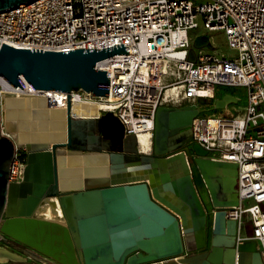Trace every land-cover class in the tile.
I'll return each mask as SVG.
<instances>
[{
	"label": "water",
	"instance_id": "1",
	"mask_svg": "<svg viewBox=\"0 0 264 264\" xmlns=\"http://www.w3.org/2000/svg\"><path fill=\"white\" fill-rule=\"evenodd\" d=\"M27 1L0 0V11ZM127 52L124 42L40 51L2 42L0 76L14 86H24L22 75L34 89L103 96L109 77L96 62ZM189 57L194 59L193 49ZM31 97L44 101L43 94L0 93V240H16L59 264H263L256 241L237 240L236 221L225 217L223 207L238 204L237 164L191 145L215 207L211 222L192 172L185 169L182 147L201 110L196 104L159 105L151 149L143 152L111 111L72 116L69 95L65 139L62 127L50 130L59 136L22 139L7 103ZM236 99L226 93L214 107ZM45 104L54 107L47 99ZM15 146L26 150L25 166L19 181H8ZM66 176L74 181L66 183ZM7 256L10 264H27L21 255L7 251Z\"/></svg>",
	"mask_w": 264,
	"mask_h": 264
},
{
	"label": "built area",
	"instance_id": "2",
	"mask_svg": "<svg viewBox=\"0 0 264 264\" xmlns=\"http://www.w3.org/2000/svg\"><path fill=\"white\" fill-rule=\"evenodd\" d=\"M199 20L206 30L222 29L235 53L207 54L196 47L191 59L192 42L201 34L192 29ZM2 42L39 51L124 42L127 53L96 62L109 77L108 95L34 89L22 75L24 86L15 87L44 93L51 105L58 95L66 106L68 95L71 103L103 100L101 114L111 111L124 134L136 137L141 129L153 133L159 105L196 104L201 110L192 118L185 147L193 155L191 145L198 143L208 157L237 164L238 204L224 206L225 217L236 221L237 240L256 241L264 264V0H31L0 11ZM223 85L245 87L243 109L202 114L198 100L222 97L216 90ZM9 86L14 85L0 76V93ZM20 149L15 146L8 181L22 178ZM41 257L33 264L53 261Z\"/></svg>",
	"mask_w": 264,
	"mask_h": 264
},
{
	"label": "bare ground",
	"instance_id": "3",
	"mask_svg": "<svg viewBox=\"0 0 264 264\" xmlns=\"http://www.w3.org/2000/svg\"><path fill=\"white\" fill-rule=\"evenodd\" d=\"M208 42L209 35L206 33H201L194 39L195 47H202L207 45ZM3 93L20 95L23 94V89L15 86H9ZM42 94L44 95V93ZM43 99L44 101L35 97L10 99L7 103V108L12 124L14 127H17V124L20 123V135L22 139L34 140L37 136L43 135L48 137L59 136L57 132L54 134L50 130L58 131L61 127L64 129L62 131H64L63 133L65 139V100L62 98V96L58 95L55 100L56 104L54 107H47L45 104V99H47V96L44 95ZM106 106L107 102L91 97L86 100L73 101L71 103V112L77 116L95 117L100 116L101 109L105 108ZM136 138L138 141V147L143 152H148L151 149L153 139V133L151 130H139ZM181 154L186 160L185 169L192 172L193 170L187 152L182 150ZM98 168L99 167H93L92 170H97ZM68 171H70V168ZM65 178L66 179L64 181L66 183H72L74 181L73 178H70L71 180L68 179L69 177L67 176Z\"/></svg>",
	"mask_w": 264,
	"mask_h": 264
},
{
	"label": "rangeland",
	"instance_id": "4",
	"mask_svg": "<svg viewBox=\"0 0 264 264\" xmlns=\"http://www.w3.org/2000/svg\"><path fill=\"white\" fill-rule=\"evenodd\" d=\"M193 33H206L209 35V42L207 45L202 46L203 52L207 54H226L231 55L234 54L235 51L228 45L226 35L222 29H215V30H206L199 20V26L198 28L192 29ZM194 41V40H193ZM191 49L195 50L196 47L194 46L192 42ZM190 49V50H191ZM216 93L218 96H222L226 93H231L233 96L239 98L238 101H230L227 103V106L224 108H215L211 104L214 102L213 99L205 100V99H199V103L201 104V108L203 109L201 111L202 114H223L228 111L236 113L237 111H241L246 104V89L243 86H219L216 90ZM210 103V104H207ZM183 148V147H182ZM186 152L188 153V157L190 159V162L192 164V177L196 184V187L198 189V192L200 194V197L207 209L208 213V220L211 222V214L215 207H213L210 203L208 190L198 172V169L196 168V165L193 160L192 153L186 149ZM22 157L26 158V150L24 148L20 149ZM210 224V223H209ZM210 227L207 228V233L209 235ZM243 233H245V230H243ZM12 240V243L6 244L3 240H0V262H10L11 258L7 256V251L13 252L16 255H21L24 258H29L26 254L21 252L20 248L18 246H23L20 242L16 240ZM33 264V263H31Z\"/></svg>",
	"mask_w": 264,
	"mask_h": 264
},
{
	"label": "flooded vegetation",
	"instance_id": "5",
	"mask_svg": "<svg viewBox=\"0 0 264 264\" xmlns=\"http://www.w3.org/2000/svg\"><path fill=\"white\" fill-rule=\"evenodd\" d=\"M183 148H186L185 146L183 147ZM186 149H188V148H186ZM189 150V149H188ZM190 160V159H189ZM191 163V162H190ZM192 166V165H191ZM6 244L8 243V244H10V243H12V240L11 239H8V240H6V241H4ZM18 248H20L21 250V252H23L24 254H31V255H33L34 257H29V258H26L25 260H24V263H27V264H31V263H33L34 261H37L38 259H41L42 257H41V255H38V254H35V253H31L29 250H28V248L26 247V246H18ZM5 264H10V263H12V260L9 262H4ZM51 264H59V263H57V262H54V261H51L50 262Z\"/></svg>",
	"mask_w": 264,
	"mask_h": 264
}]
</instances>
